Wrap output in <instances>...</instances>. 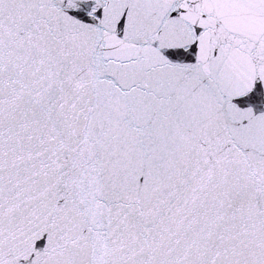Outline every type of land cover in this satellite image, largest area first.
<instances>
[{"label":"snow or ice","instance_id":"1","mask_svg":"<svg viewBox=\"0 0 264 264\" xmlns=\"http://www.w3.org/2000/svg\"><path fill=\"white\" fill-rule=\"evenodd\" d=\"M0 264H264V0H0Z\"/></svg>","mask_w":264,"mask_h":264}]
</instances>
